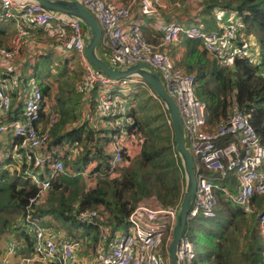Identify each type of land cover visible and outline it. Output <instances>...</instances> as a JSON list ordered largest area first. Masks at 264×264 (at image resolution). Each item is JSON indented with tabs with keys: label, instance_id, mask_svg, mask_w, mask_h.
<instances>
[{
	"label": "built area",
	"instance_id": "2783aa9c",
	"mask_svg": "<svg viewBox=\"0 0 264 264\" xmlns=\"http://www.w3.org/2000/svg\"><path fill=\"white\" fill-rule=\"evenodd\" d=\"M69 1L82 4L97 20L102 31L98 55L110 68L124 71L138 64L149 65L159 74L167 93L176 102L184 126L186 147L194 159L196 174V191L188 215V225L200 215L208 220L217 216L220 204L217 191L243 214H255V197L264 196V146L249 115L235 110L227 120L208 130L209 110L206 103L197 97L196 79L174 65L168 50L181 39L192 40L198 42L223 67L233 68L239 59H246L249 65H254L258 57L254 56V49L248 45L234 46L240 25L232 23L231 26H223L220 22H217L218 28L194 23L190 26L180 25L164 21L161 17L167 11L169 0H139V13L142 17L158 18L154 22V29L159 35L156 36L157 42L151 43L145 37L142 25L132 21L134 1L115 7L107 6L103 0ZM0 8L4 17L12 19L16 24L14 47L8 52L0 51V61L14 58L27 44L25 29L27 21L31 20L38 28L52 27L59 49L84 62L79 90L85 96L98 91L96 118L112 122L111 127L118 132L112 166L115 169L123 159L118 149L121 148L120 142L125 141L124 136L134 120L123 95L145 89L152 98L161 102L160 99L140 75L111 80L99 74L86 59L89 33L80 20L48 10L37 2L0 0ZM217 17L220 19L223 14ZM17 82L18 79L10 74L1 80L0 118L2 114H10L12 100L9 93ZM25 92L23 119L8 126L0 123V133L10 129L15 138L22 140L23 154L20 158L23 159L25 174L38 188L18 227L33 237L34 255L38 259L50 264H78L77 252L81 249L82 240L64 234L54 226H48L44 218L35 214L33 208L41 203L54 176L62 173L64 166L60 161L52 160L40 152L49 140L51 126L57 121V116H53L46 131L42 132L39 128L40 114L48 107L40 83L30 80ZM162 106L167 112L166 107ZM167 119L172 129L169 116ZM45 165L51 169L49 179L41 180L33 175V169ZM229 179L234 184L233 191L228 187ZM179 209L180 206L163 209L139 204L129 216L126 229L118 233L115 239L110 241L108 233L103 232L95 264H170L165 251L168 252ZM96 217V211H84L79 222L81 225L92 223ZM256 219L264 243V211L256 213ZM163 238H167L166 245ZM19 250L16 241L8 243L7 255L15 256ZM194 255L195 247L184 232L177 247L179 264H191Z\"/></svg>",
	"mask_w": 264,
	"mask_h": 264
},
{
	"label": "trees",
	"instance_id": "16d2710c",
	"mask_svg": "<svg viewBox=\"0 0 264 264\" xmlns=\"http://www.w3.org/2000/svg\"><path fill=\"white\" fill-rule=\"evenodd\" d=\"M169 2L175 3L176 0H169ZM202 4L203 7L199 10V14L197 12V15H192L187 11H178L175 13L176 20L187 23L197 22L206 27L211 25L218 28L217 24L213 23L214 15L220 14L217 10L223 11L224 26H231L232 23L240 25L234 46L248 45L252 48L251 44L255 43L259 47L257 61L254 65H249L246 59H239L235 67L226 68L204 51L198 42L186 40L177 66L195 77L197 97L206 103L209 110V127L227 120L235 110H241L249 115L264 146V0H209L203 1ZM45 30L39 32L47 33L53 39L50 41L48 37L47 41L51 44L55 40L57 43L56 37ZM10 34L11 36L13 34L12 24L3 23L0 20V51L8 52L13 49V44L9 40ZM249 35L252 36L251 39L245 40ZM255 36L258 41H255L257 40ZM2 39H6L7 46L4 45ZM48 54L37 57V51H35L33 59L40 58L41 60L30 67L27 75L22 71L18 72V83L21 87L26 86L33 75L38 79L45 78L41 85L43 98L45 101L48 99L54 105L59 115L58 120L51 127L49 142L43 152L53 154V158H56V154L61 156L60 161L63 163L64 171L57 175L51 183L44 202L34 205L33 208L35 214L42 218L51 215L63 226L71 225L77 229L81 227L90 232L93 236L86 241L94 250L102 241L103 232L107 233L105 229L110 230L108 234L110 241L115 239L114 236L120 229H126L129 216L142 200L156 196L164 209L178 204L183 196L185 173L181 159H175L170 151L173 145L171 141L175 147L173 129L170 127L165 138L162 137V130L151 131L149 139L143 141V145L139 147L137 145L135 149L138 152L137 159H132L133 156L127 154V150L130 149H127L124 143L122 163L113 169L115 157L113 148H115L118 132L113 127L110 130H99L94 126L81 123L80 116L86 108L81 110L76 108L80 99H84V95L79 90V80L83 74L81 66H78L80 71L78 73L74 60L71 59L66 60L63 65L51 68V58ZM140 94L143 97L146 95L145 92ZM21 95L22 92L19 93V91L12 94L10 115L13 113V103H15L14 108L18 114L17 109L21 103H16ZM95 97L96 91L88 100H85L91 105L90 118L94 116L92 106ZM43 114H41L39 126L46 127L48 120ZM130 114L134 120L125 135L127 138L132 137L139 141L136 133L140 131L141 123L137 116L136 101L133 108H130ZM10 119L22 120L23 111L21 119L17 116ZM108 124L112 126V122ZM159 139L162 140L161 143H156ZM66 142L70 143L68 144L70 151L76 152V156L72 159L62 155L64 147L61 144ZM164 142H167L166 145ZM8 145L10 148L8 156L4 155L0 158V241L17 232L24 241L25 249L22 253L30 257L35 254L33 237L18 226L25 216L30 199L36 196L38 188L24 175L25 166L21 164L19 169L8 167L10 164L15 165L14 161L17 165L20 161L23 162V159L19 160L23 154L22 140L14 137ZM8 145L0 141V151L3 147L8 148ZM53 147H60L58 153L50 151ZM91 154L94 155L92 158H90ZM89 160L92 162L90 165L93 166L90 172L86 167ZM125 167L128 169L124 170ZM44 168L48 171L49 167L45 165ZM78 173L88 175V179L84 180L83 177L74 176ZM92 179L96 182L88 186L87 182ZM229 182L231 183L230 190L233 191L232 179H229ZM217 196L220 200V209L224 212L218 213V218L210 220L207 230L199 232L197 236L190 226L185 230L195 247V255L191 264H197L200 256H202L201 264H264V243L259 230L255 225L253 227L249 225L247 221V217L256 216V213L264 211V196L255 197L256 212L252 215H245L237 208H233L235 206L230 205L221 192L217 191ZM84 211L97 212V217L92 223L81 225L79 219ZM223 216L227 218L225 224L220 222ZM242 221L248 229L244 226L240 227L239 234L243 232V244L240 239L241 235H239L237 246L233 247L238 253L233 254L231 247L226 244L227 235L231 228L238 226V223ZM221 227H224L223 231L220 230ZM76 236L78 235H73V238Z\"/></svg>",
	"mask_w": 264,
	"mask_h": 264
},
{
	"label": "crops",
	"instance_id": "0c3cea01",
	"mask_svg": "<svg viewBox=\"0 0 264 264\" xmlns=\"http://www.w3.org/2000/svg\"><path fill=\"white\" fill-rule=\"evenodd\" d=\"M17 1L18 2H25V1L26 2H36L35 0H17ZM103 1L106 3L107 6H112V7L120 6V5H125V4H122L121 3V0H103ZM132 1H134V5L132 7V13H133V19H132V21L137 22L138 24H141L142 25V31L144 33H146V34H149V36H151L154 39V42H156V36H158L159 34L156 33V31L154 30V28H152L151 26H145L144 23H143V21H142V19L139 18V15H140V13H139V0H132ZM132 1L130 3H128V4H131ZM170 5L172 7H175V6L180 7L179 4H176V2L175 3H170ZM0 15H1V18H4L5 20H7L9 22H13L14 23V21L12 19L5 18L4 17V12H3L2 9L0 10ZM1 18H0V20H1ZM163 20L164 21L175 22V23H178L180 25H183V24H185V25H191V24H193V23H187V22H179L178 20H176L175 14H173L169 18H166V19H163ZM27 24L28 25H27V27L25 29V32H26V34L28 36L27 38L30 39V43L28 45L25 44L20 49V51L14 56V58L12 60H3V61H0V70L5 66V63H7L9 65L8 68H4L3 71H0V83H1V80L6 75H8V74H10L12 76H15L17 79H19L18 72L21 73V71H22L23 74L27 75L28 72H29L30 67H33L34 65H36V63H38L41 60L40 58L33 59V51L35 49H39V50L43 49V50H45L46 53H49V56L51 58L50 59V65H51L50 67L51 68H56L57 66L63 65L66 62V60L73 59L75 64H79V66H81L82 72L84 71V62L80 58H78L76 56L69 57L68 54L63 53L62 50L59 49L58 43H56V40L54 41L53 44H51L49 41H47L48 40V37H49L48 34H46V33L43 34V33L39 32L40 30L46 29L45 31H48L49 34H52L55 37L54 29L52 27L38 28V27L35 26L33 28V22L31 20H28L27 21ZM15 26H16V24H15ZM209 27L215 28V27H213L211 25ZM52 35H50V36H52ZM182 51H183V49H182ZM177 52H178L179 56L182 53L180 51V49H179L178 46H177ZM97 53H98V50H97ZM56 74H58V73H56ZM33 78L36 79L37 82L40 83V85L43 84L42 81H45V78L44 77H42L41 79H38V78H36L33 75ZM33 78L31 80H33ZM25 89H26V86L21 87V85L17 82V85L10 91L9 94H10L11 98H12V94L14 92H18V91H19V93L22 92V95L20 96L21 98L18 99L17 100V103H16V104L21 103L22 107L20 108L21 105L19 106V109H17L18 110V114H17L16 113V108H14L15 103H13V113H12V115L9 114L8 117L13 118L14 116H17L18 119H21L22 118V111H23L24 104H25V99H26ZM95 91H96V97H95L94 105L92 106V109L94 110V116L92 118L89 117V113H90L89 112V109H90L91 105L89 103H87V106L84 107V108H86V110L81 114V117H83L84 123H87L89 126H94L95 128H97L99 130H110V128L108 127V125H106L109 122H107V121H101V120H98L96 118V112L95 111H96V106H97L96 101H97L98 91L97 90H95ZM143 92L149 94V92L147 90L140 89V90H138L136 92L127 93V94L123 95V98L129 104L130 108L131 107L133 108L134 103H135V101H134L135 100V96H137L138 94L143 93ZM91 95H89V96H85L84 95L85 100H88ZM149 96L152 97L150 94H149ZM12 102H13V100H12ZM46 102L48 104V107L46 106L45 111H43V113L45 114V116H46V118L48 120V124H47L46 127H44V126L42 127L41 125L39 126V128L41 129L42 132L46 131L49 128L50 122H51V118L53 116H57V120H58V117H59L58 110L54 107V105L51 102H49L48 99H47ZM163 110H164V108H163ZM164 112L168 115V113L165 110H164ZM18 121H20V120H18ZM40 122H41V120H40ZM40 122H39V124H40ZM50 132H51V128L49 130V135H50ZM6 133H10L9 134V137H8L9 139L7 138L5 142H3L1 140L0 141L3 144H7L8 145V143L10 142V140L13 141L14 136H13V133L10 132V131L9 132H4V133H0V135L6 134ZM125 141H126V139H125ZM125 141L123 143H125ZM48 142H49V140H48ZM68 144H70V143L69 142H66V143L61 144L64 147L63 152H62V155L63 156L65 155V157L68 156V159H72V158H74L76 156V152L70 151ZM46 148L47 147H44L43 149H41L40 152H41L42 155L50 156L52 160L60 161V159H62V157L61 156L59 157V155H57V154L55 155L56 158H53V154H51V153H48V154L44 153L43 150L46 149ZM59 148L60 147H53V148H51L50 151L51 152H57L58 153V149ZM93 156L94 155L91 154L90 158H92ZM19 160H22V159L19 158ZM90 163H92L91 160H89V163H87V165H86V167H88V169L91 167V165L88 166ZM19 164H20L19 167L21 166V164L24 165L23 162H21V161L19 162ZM16 168L19 169L18 167H16ZM32 173H33V175H35L37 178H39L41 180L42 179L47 180L51 176V169L48 168V171H46L44 167L35 168V169H33V172ZM56 176H54L53 179H55ZM29 181H31L34 184V182H33L32 179H29ZM230 185H231V183H228V187L229 188L231 187ZM232 189L234 190V184L232 185ZM48 192H49V190L47 191V193L43 197L41 203L44 202V200H45L46 195L48 194ZM142 203L147 204L148 206L160 207V205L157 204L156 201H154V200H151V201H148V202L145 201V202H142ZM44 220H45V223L48 226H50V225L51 226H54L57 229L61 230L64 234H67V235H71V236H73V235L83 236L85 240H89L93 236L90 232L84 230L81 227L77 229V228H75V227H73L71 225H64L63 226L61 224V222H59L56 218H54L51 215L44 216ZM256 228H257V230H259L258 225H257ZM122 231H123V229H120L116 234H118V233H120ZM21 232H23V231H21ZM13 234L14 235L5 237V238H3L0 241V264H19V262L21 261V259H29L33 255L32 254V255H30V257H28L27 255H25L24 253H22V250L25 249L23 238L20 237L17 232L16 233H13ZM28 235L30 236V234H28ZM76 238H80V237H76ZM10 240L11 241H16L18 243V245L20 246V250L18 251V253L15 256H9V255H7V244H8V242ZM87 246H88V249H86ZM89 248L93 250V248L90 247L89 245H84L83 244L82 245V248L77 253L78 257H79V255L81 253H87L88 254L89 253ZM97 248H98V246H97ZM97 248L95 247V249H94V251L96 250L95 251V254L97 252ZM80 260H81V257H80ZM36 262H44L45 264H50L49 262L43 261V260H41V261H34L33 264H36ZM81 262L82 263H85L82 260H81ZM81 262L78 261V264H80ZM169 262H170V260H169Z\"/></svg>",
	"mask_w": 264,
	"mask_h": 264
},
{
	"label": "rangeland",
	"instance_id": "374dc122",
	"mask_svg": "<svg viewBox=\"0 0 264 264\" xmlns=\"http://www.w3.org/2000/svg\"><path fill=\"white\" fill-rule=\"evenodd\" d=\"M131 1L132 0H121V3L127 5ZM203 1H209V0H193V1H190V2H188L186 0H176V4H179L180 7H178V6L172 7L170 5V2H169L168 3V6H167V11L165 13H162L161 17H162V19L169 18L171 15L177 13L178 11H185V12L187 11V12L192 13V15H197V12L199 14L200 13L199 10L203 7V4H202ZM217 13L222 14L224 12L223 11H220V10H217ZM206 17L209 18L207 15H206ZM139 18L142 19V21H143V23H144L145 26H151L152 28H154V22L158 19L157 17H142L141 15H139ZM2 22L3 23H11L12 24L13 34H12V36L10 34L11 37H9V40H10L11 44H13V46H14L15 41H16V38H15L16 26H15V24L13 22H9L7 20H2ZM217 22H220V24L224 26L223 17H220V19H218V17L215 14L214 15V19H213V23L214 24H217ZM194 24H198V23L195 22ZM183 25H185V24H183ZM188 26H190V25H188ZM198 26H200V25H198ZM14 28H15V30H14ZM144 35H145V37L147 38V40L149 42H151V43H156L157 42V40H156V42H154V39L151 36H149V34L144 33ZM251 37L252 36L249 35L247 38H245V40H247V39L250 40ZM26 39H27V44L26 45H28L30 43V39H28V38H26ZM49 39H51V38H49ZM256 39H257V37H256ZM2 40H3L4 45H6L7 44V42L5 41L6 39H2ZM50 41H53V39H51ZM255 41H258V39L255 40ZM184 44H185V39H181L180 42L175 43V44H172L168 48V50L170 52V56H171V58H172L173 63H174L175 66H177V62H178L180 56L182 55V53H181V55L179 56V54L177 52V46L179 47L180 51L182 52V49L184 48ZM251 45H252L251 46L252 47L251 49H254V51H255V53H253V54H254V56L257 57L258 54H259V52H258V48L259 47H257V45L255 43H252ZM35 51H37V57H41V56L47 55V53L45 51H43V50L35 49L33 51V53ZM68 56L71 57V56H74V55L73 54H68ZM12 59H10V60H12ZM74 65H75V67L77 69V72L80 73V71L78 70L79 64H74ZM8 67H9V65L7 63H5V66L0 71H3L4 68H8ZM140 95L141 94H138L137 97H136V100H135L136 103H137V107H138V115H137L138 116V120L141 123V127L139 128L140 131L138 133H136V135L139 137V141L137 139L132 138V137L127 138L126 135L124 136L125 139H127V141L125 142V147L127 149H130V150H127V154L133 156L132 159H134L136 157L138 158V152L135 151V149L137 148V145L139 147V146L143 145V143H144L143 141H145L146 139H149L150 132L151 131H153V130L154 131L162 130L163 131L162 137L165 138V136H167V131L169 130V126H167L168 125L167 114L165 113V115H164V112H160L161 110H163V107H162L163 104H161L162 102H159V101L155 100L154 98L150 97L149 94H147V93H146V95H144V97L142 95L141 96ZM86 106H87V103L85 102V98L84 99L81 98L80 99V102L76 106V108L78 110H81V109H83ZM41 114H42V112H41ZM41 114H40V116H41ZM10 118L11 117L3 116V114H2V116L0 118L1 125H7L8 126V125H11L12 123H14L15 121L11 120ZM80 120H81V123H84L83 117L80 116ZM166 122H167V124H166ZM85 124L88 125L87 123H85ZM106 125H108V127L110 129H112V127H111L110 124H106ZM216 125L214 124V125L210 126L208 128V130H211ZM9 131L11 132L10 129H6L2 133L9 132ZM170 131H171V129H170ZM9 134L10 133H6V134H3V135H0V140L3 141V142H5L6 139L9 137ZM161 141L162 140L159 139V140L156 141V143H161ZM166 143L167 142H164L165 145H166ZM171 144H173V145H171V150L170 151L173 153L175 159L178 160L179 157L176 154V149H175L174 143L172 141H171ZM120 147L121 148H118V149H120L121 152L125 151V149L123 147V140H121V142H120ZM116 149L117 148H114L115 152H116ZM9 152H10L9 145H8V148L3 147L1 149V151H0V158H3L4 155L5 156L6 155L8 156ZM14 163H15V165L14 164H10L8 167L9 168H13V169H15L16 167L20 168L19 167L20 164L17 165L16 161H14ZM88 166H90V164ZM126 166H128L127 163H126ZM131 166H129V167L131 168ZM182 168H183V166H182ZM92 169H93V166H91L88 169V172L92 171ZM127 169H128L127 167L124 168V170H127ZM149 170H151V169H149ZM123 171H122V173H123ZM24 175L26 176L25 171H24ZM74 176H76V177H83L84 180L88 179V175L84 176L83 174H79V173L78 174H74ZM28 179H31V178H28ZM211 179H212V177H211ZM95 182H96V180L95 179H92L90 182H87V185L88 186H92V185H94ZM185 188H186V180H185V187L183 189L182 195L184 194ZM182 198H183V196L181 197V200H180V202L178 204H176L175 206H171L170 208H175L177 206H180L181 201H182ZM151 200L156 201V203L159 204L161 208L164 207V206H162V204H160V202H159V200L157 199L156 196H152L149 199H144L141 202H139L135 206V208L139 204H141L142 202H145V201L148 202V201H151ZM129 201L131 202V204H133L132 201H131V199H129ZM230 205H232V204H230ZM233 208H235V207H233ZM167 209H169V208H167ZM222 212H224V211H222L220 209V205H219V208L217 210V216L215 218H218L219 217L218 216V213H222ZM247 218H248L247 221H248V224L249 225H252V227L255 225L257 227L258 222H257L256 216L252 215V216H249ZM211 220H213V219H211ZM226 221H227V218L225 216H223L220 219V222L222 224H225ZM209 222H210V220H208V219H206V218H204L203 216L200 215L196 219H194L193 221H191L189 225L187 224V227L190 226V229L193 230L194 234H196V236H197L199 232H201L203 230H207V227H208L207 225L209 224ZM242 226L245 227L244 221H242L241 223L239 222L238 223V226H234L233 228H231L229 230V232H228V235H227L228 241H227L226 244H227V246L231 247V253H233V254L238 253V251H236L235 249H233V247L235 248L237 246V242H238V239H239V235H241V238L240 239H241V243H242V235H243V232L241 234H239L240 227H242ZM224 227L223 228L221 227L220 230L223 231ZM245 229H248V227H245ZM105 230L107 231L108 234H110V230L109 229L108 230L105 229ZM115 235H118V234H115ZM76 237H80L81 240H82V241H80L81 248H82V245L83 244L84 245H88V242L84 239L83 236H76ZM93 239L94 238H92V240ZM163 240H164V245H166V242L165 241L167 240V238L166 239L163 238ZM165 248L166 247H164V249ZM86 249H88V246H87ZM95 251L89 248V253L88 254L87 253H81V254L79 253L80 255H79V257L77 255V261L81 262V260H82L83 262H85V263H82L81 262L80 264H95L96 258H97V252L95 254ZM165 253H167L165 255H167V257H168V252L165 251ZM201 254H203V253H201ZM80 257H81V260H80ZM200 257L202 258V256H200ZM201 258L197 259V264H201ZM34 261H41V260L38 259L36 257V255L35 256L32 255L29 259H21V261L19 262V264H33ZM36 264H45V263L44 262H36Z\"/></svg>",
	"mask_w": 264,
	"mask_h": 264
},
{
	"label": "water",
	"instance_id": "95a60500",
	"mask_svg": "<svg viewBox=\"0 0 264 264\" xmlns=\"http://www.w3.org/2000/svg\"><path fill=\"white\" fill-rule=\"evenodd\" d=\"M35 1L48 10L65 14L75 20H80L88 28L89 40L85 48V56L99 74L111 80H122L132 75H140L166 107L169 118L171 119L175 149L181 159L186 178V188L180 204L176 225L172 232V240L168 246V259L170 260V264H179L177 247L188 224V215L196 191V174L194 170V159L186 147L184 126L176 102L167 93L159 74L149 65L138 64L124 71H118L110 68L99 57L97 50L101 41L102 31L97 20L82 4L69 0Z\"/></svg>",
	"mask_w": 264,
	"mask_h": 264
}]
</instances>
